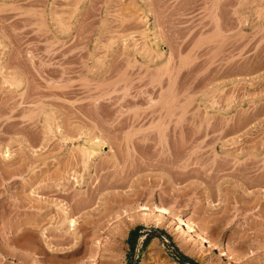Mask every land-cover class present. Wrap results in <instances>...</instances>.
<instances>
[{
	"label": "rangeland",
	"instance_id": "obj_1",
	"mask_svg": "<svg viewBox=\"0 0 264 264\" xmlns=\"http://www.w3.org/2000/svg\"><path fill=\"white\" fill-rule=\"evenodd\" d=\"M256 174L264 0H0V239H14L2 237L0 264H188L171 244L198 264H228L169 221L116 224L123 208L104 231L83 232L88 211L127 192L137 215L168 208L229 248L231 264H264ZM76 198L92 204L74 215L85 254L71 261L57 206Z\"/></svg>",
	"mask_w": 264,
	"mask_h": 264
},
{
	"label": "bare ground",
	"instance_id": "obj_2",
	"mask_svg": "<svg viewBox=\"0 0 264 264\" xmlns=\"http://www.w3.org/2000/svg\"><path fill=\"white\" fill-rule=\"evenodd\" d=\"M99 139V138H98ZM96 140H97V137H96ZM92 142V141H91ZM93 142H95V141H93ZM98 144H99V146H98V144L97 143H95V144H97L96 145V147H98V149L100 150V149H102V143L103 142H101L100 140H97L96 141ZM92 146L93 147H95V145H93L92 144ZM91 146V147H92ZM91 147H89V144H88V148H90V149H88L87 151H85L84 150V152H85V155L86 156H88L86 159H92V155H94L95 156V154L97 153V152H99V150H97V148L95 149V150H97V151H95V150H93V148L91 149ZM82 149V148H81ZM83 150V149H82ZM86 152H87V154H86ZM83 153V152H82ZM4 154V153H3ZM81 154V153H80ZM97 155V154H96ZM5 158L6 157H9V155H3ZM83 156H84V154H83ZM80 158H82V157H80ZM79 158V159H80ZM94 159V158H93ZM82 161H83V159H82ZM87 161V160H86ZM86 161H84V163L86 162ZM90 161V160H89ZM88 162V161H87ZM240 163V162H239ZM236 164H237V162H236ZM248 164V163H247ZM246 164V165H247ZM232 165V164H231ZM240 165V164H239ZM84 166H85V164H84ZM236 166V165H235ZM235 166H234V168H235ZM248 166V165H247ZM239 167V166H238ZM242 168H243V166H242ZM239 170H240V167H239ZM244 170H246V168L245 169H243V171ZM248 170V169H247ZM13 171H15V170H13ZM237 171V170H236ZM242 171V172H243ZM235 172V171H234ZM8 173V172H7ZM11 173V172H10ZM10 173H8V174H10ZM15 173H17V172H15ZM4 174H5V172H4ZM3 174V175H4ZM170 174V173H169ZM238 174V173H237ZM261 174H263V173H261ZM233 175H234V173H233ZM241 175H243V174H241ZM257 175V174H256ZM259 175V174H258ZM257 175V176H258ZM167 176V175H166ZM235 176L237 177V175L235 174ZM252 177V176H248V177H250V178H253V179H256L257 180V178L260 180L261 178H259V177H262V176H258V177ZM5 177V176H4ZM235 177V178H236ZM244 178L243 179H245L246 180V178L245 177H247V176H243ZM2 178V177H1ZM10 178V177H9ZM167 178V177H166ZM170 178H171V176H170ZM239 178V177H238ZM264 177H262V179H263ZM4 179V178H3ZM237 179V178H236ZM235 179V180H236ZM241 179V178H240ZM243 179H241V181L243 180ZM262 179H261V181H262ZM239 180V179H238ZM245 180H243V181H245ZM249 180H251L252 181V179H249ZM1 181V180H0ZM241 182V183H245V182ZM261 181L257 184V185H259L260 183H261ZM2 182V181H1ZM255 183H257L258 181H254ZM14 183V182H13ZM247 183H250V182H247ZM254 183V184H255ZM114 184V183H113ZM262 184V183H261ZM8 185H9V183H8ZM10 185H11V182H10ZM13 185V184H12ZM112 185V184H111ZM250 186L249 184H246L245 186H246V188L248 187V186ZM65 186V185H64ZM113 187L115 186V185H112ZM244 186V185H243ZM10 187V186H9ZM116 187V186H115ZM62 188V187H61ZM96 188H99V187H96ZM245 188V187H244ZM241 189V188H240ZM66 190V189H65ZM98 190L99 189H97V191H94V190H92V192L89 194V196L92 198V199H94V198H97V196L96 195H98V194H96L95 192H97V193H100V191L98 192ZM243 190V189H242ZM64 191V190H63ZM113 192V191H112ZM121 192V191H120ZM258 192V191H257ZM133 193V192H132ZM36 194V193H35ZM112 194V193H111ZM138 194V193H137ZM136 194H134V195H131V193L129 194L128 192L127 193H123V194H117L116 195V193L115 194H113V195H111V197L109 196V198H110V200H111V202H110V205L108 204L107 206H109L108 208H106V205L104 206V207H102V208H104L103 210L102 209H100V208H94L92 211H88V218L89 219H87V221L85 222L86 224H88L87 225V227L85 228V224H84V226H83V224H82V226L85 228H82V229H84L83 230V232L85 231V230H87V228H88V226L90 227V231L89 232H93V233H100L101 231H104V228H105V226L107 225V223L109 222V219H113L114 217H115V215H114V213L116 212L115 210H117V209H119V210H121V208H123L124 210H125V212H124V214H122L123 216L122 217H120V215H119V213H118V216H119V219L118 220H116V224H120L121 223V225H122V223L124 224V222H127V221H129V222H133V221H136L137 222V220H138V217L140 216L141 218H145V221H146V219H154L156 222H157V224H161V223H164V221H169L170 222V224L171 225H174V226H177V228H181V230H182V233L183 234H185V235H188V236H190L191 238H193L194 239V241L197 243V244H199V245H206V246H208V247H212L213 249H219V251H220V257L222 258V260L223 261H226L228 264H231L232 263V261H233V256H232V252H231V250L229 249V248H227L225 245H223L222 243H219V242H217V241H215V240H212V239H209V238H207V237H205L202 233H200V232H198L197 231V229L195 228V226L192 224V223H189V222H185L182 218H180L179 216L177 217V216H175V215H173L172 213H171V211H169V209L168 208H165V207H162V206H160V205H154L155 206V209H154V211L152 212H149L148 210H149V208H147L148 206H146V204L145 205H139L140 207H139V209H140V211H143V213H141L140 214V212H139V215H137L138 214V212H135L134 210H135V208L137 207V203L139 202V198H131L132 196L134 197ZM140 194H138V196H139ZM88 196V197H89ZM137 196V195H136ZM140 197H141V195H140ZM148 195H147V199H148ZM145 198V197H144ZM77 200L75 201V207L72 205V207L70 206V205H65L64 203V205H60V206H57L58 208H59V214H60V218L62 219V222H61V225L58 227V228H56V229H58V230H60L61 231V229H63L64 228V231H65V229H66V232L67 233H69V238L71 239V240H75V243L73 242V243H71V244H75L76 246L77 245H79V243H82V246H83V242L80 240L81 239V237H80V241H78V238H76V237H79V236H76V235H79V234H77L78 232L76 231V229H78L79 227H78V221H77V219L74 217V215H75V213H77V212H79L80 210H82L83 208H86L87 206H89L90 204H92L90 201L89 202H87L86 201V199H78V198H76ZM137 199H138V202H137ZM75 200V199H74ZM141 200V199H140ZM132 202H133V204H132ZM244 202V201H243ZM56 204V203H55ZM139 204V203H138ZM155 204V203H154ZM22 205V204H21ZM33 205V204H32ZM147 205H149L148 203H147ZM19 206H20V204H19ZM153 206V207H154ZM151 207V206H150ZM106 208V209H105ZM117 208V209H116ZM41 209V208H40ZM153 209V208H152ZM132 210H133V212H132ZM137 210V209H136ZM147 210V211H146ZM171 210V209H170ZM137 211H139V210H137ZM118 212V211H117ZM122 212V211H121ZM87 213V212H86ZM116 214V213H115ZM175 214V213H174ZM42 216V215H41ZM40 216V217H41ZM86 216H87V214H86ZM92 216V217H91ZM111 216H112V218H111ZM44 217V216H43ZM42 218V217H41ZM78 218V217H77ZM139 221V220H138ZM148 221V220H147ZM152 221V220H151ZM17 222H19V221H17ZM17 222H15L16 224H17ZM41 222V221H40ZM19 224H20V222H19ZM110 225L112 224V223H109ZM18 225V224H17ZM58 226V225H57ZM81 226V225H80ZM115 226V225H114ZM114 226H112V227H114ZM120 226V225H119ZM11 227H13V226H11ZM16 227V226H15ZM78 227V228H77ZM118 228V227H117ZM116 228V229H117ZM119 228H121V227H119ZM48 229V228H47ZM54 229V228H53ZM113 229H114V231H116V229L115 228H109V233L111 234V233H113L114 231H113ZM15 230V229H14ZM17 230V229H16ZM89 230V229H88ZM87 230V231H88ZM12 231H13V229H12ZM50 231V230H49ZM3 233H4V235H5V231L3 230L2 231ZM11 232V231H10ZM15 232V231H14ZM59 232V231H58ZM77 232V233H76ZM117 232H120V231H117ZM116 232V233H117ZM15 233H17V232H15ZM48 233V231L46 230V228L45 229H42V232H41V235L42 236H44V239H43V241H44V243L46 242V245H47V247L50 249V250H55V247L51 244L52 242V240H47L48 238H49V234H47ZM65 232H63L62 234H61V237H58V233H57V236L56 237H58L59 238V241H58V243L59 244H61V246H63V244H66L67 242L66 241H69V240H67L68 239V234H66L67 235V237L65 236V235H63ZM85 233V232H84ZM83 233V234H84ZM91 233H88L87 235L89 236V234H91ZM116 233H114V234H112V235H115ZM11 234H13V232L11 233ZM76 234V235H75ZM86 234V233H85ZM4 235L2 236L3 238H5L4 237ZM14 235H16V234H14ZM21 235V233L19 234V232H18V237H21L20 236ZM86 235V236H87ZM117 235V234H116ZM119 235H122V234H119ZM118 235V236H119ZM6 236V235H5ZM85 236V235H84ZM2 237H1V239H0V243H2L3 241L2 240H4L5 241V239H2ZM12 237V236H11ZM14 237V236H13ZM23 238V237H22ZM55 238V237H54ZM77 239V241H78V243H77V241H76V239ZM87 238V237H86ZM11 240L12 241V239L9 237V238H7V236H6V240ZM16 239H18V238H16ZM20 239V238H19ZM16 240V241H20V240ZM51 239V238H50ZM83 239H84V237H83ZM55 240V239H54ZM13 241H14V239H13ZM87 242V240H84V242ZM55 242V241H54ZM56 242H57V240H56ZM64 242H66V243H64ZM7 243L9 244V242L7 241ZM13 243V242H12ZM14 243H16V242H14ZM20 243V242H19ZM63 243V244H62ZM77 243V244H76ZM96 243V242H95ZM3 244V243H2ZM8 244H7V246H8ZM11 244V243H10ZM68 244V243H67ZM5 245H6V242H5ZM15 245H18V243L17 244H15ZM20 245V244H19ZM21 245H22V243H21ZM74 245V247L75 248H73V250L71 249V250H69L68 252H66V251H64L63 249H64V247H63V249L61 248V249H59V251H63L64 253H65V255H66V253H68V255L70 256H72V258L71 257H69L70 258V260L71 261H73L72 259H73V255H75V254H79L80 255V253H82L83 251V248L85 247H83L82 248V246H81V244H80V247L82 248H80L79 246H77V247H79V248H77L76 246ZM97 245H98V247H100L99 246V244H98V242H97ZM59 246V245H58ZM23 247V246H22ZM31 246L29 245V248H30ZM32 248V247H31ZM6 249V248H5ZM8 249V248H7ZM15 249V248H14ZM66 250H67V248H65ZM41 250V249H40ZM0 251H2V250H0ZM18 251V250H17ZM44 251V250H43ZM91 251V250H90ZM92 251H94V250H92ZM91 251V252H92ZM3 252V251H2ZM45 252H46V250H45ZM48 252V251H47ZM61 253V255L62 254H64V253ZM86 252H89L88 250H86ZM9 253V252H8ZM41 253H43V252H41ZM70 253V254H69ZM84 253V252H83ZM4 254V253H3ZM85 254V253H84ZM88 254H90V252L88 253ZM92 254V253H91ZM90 254V255H91ZM83 254H81V256H82ZM90 255H88L89 257H88V259L90 258ZM11 256V255H10ZM64 256V255H63ZM13 257V256H12ZM77 257V256H76ZM18 258V257H17ZM45 258V257H44ZM97 258H99V256H98V253H95L94 252V254H92L91 255V259L92 260H95V259H97ZM75 260V259H74ZM63 262V261H62ZM65 262V261H64ZM66 262H68L67 264H70V263H72V262H70L69 263V260H66ZM65 262V263H66ZM84 264V263H83Z\"/></svg>",
	"mask_w": 264,
	"mask_h": 264
},
{
	"label": "trees",
	"instance_id": "obj_3",
	"mask_svg": "<svg viewBox=\"0 0 264 264\" xmlns=\"http://www.w3.org/2000/svg\"><path fill=\"white\" fill-rule=\"evenodd\" d=\"M141 235H138V237ZM150 239V235L148 234L145 237V243L148 242ZM171 246L173 247V249L175 250V254H176V258L182 262V263H189V264H198L197 262H195L194 260L188 258L187 256H185L184 254H182L173 244H171Z\"/></svg>",
	"mask_w": 264,
	"mask_h": 264
},
{
	"label": "water",
	"instance_id": "obj_4",
	"mask_svg": "<svg viewBox=\"0 0 264 264\" xmlns=\"http://www.w3.org/2000/svg\"><path fill=\"white\" fill-rule=\"evenodd\" d=\"M188 263V262H187ZM189 264V263H188Z\"/></svg>",
	"mask_w": 264,
	"mask_h": 264
}]
</instances>
